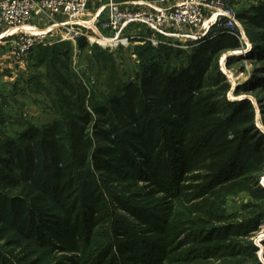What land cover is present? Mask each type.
<instances>
[{"label": "trees", "instance_id": "trees-1", "mask_svg": "<svg viewBox=\"0 0 264 264\" xmlns=\"http://www.w3.org/2000/svg\"><path fill=\"white\" fill-rule=\"evenodd\" d=\"M253 10V15L237 14L238 19L264 29V3ZM254 37L255 56H264V31ZM193 43L188 50L154 48L150 44L134 47L143 61L139 85L114 78L101 97L96 93L90 97L71 71L69 57L65 62L60 59L68 54L72 43L32 49L38 50L33 64L47 66L43 79L58 86L53 108L59 116L73 121L83 136V147L68 149L64 139L68 130L59 121L50 126L58 136L54 155L36 143L31 159L25 147L12 142L0 127V151L13 155H0V163L17 172L13 175L0 168V182L24 184L23 192L31 187L39 194L36 202L27 196L8 194L0 187V264L12 261L4 254L7 242L41 255L28 264H55L50 261L54 253H58V264H178L199 257L187 259L186 253H176L186 229L151 207H156L159 200L144 199L147 205L136 197L139 182L154 184L160 193L173 191L170 176L179 182L183 175L201 169V154L189 146V136L205 104L199 93L214 77L209 72L216 55L239 50L241 43L222 28L210 30ZM77 45L83 50L88 42L80 39ZM94 50L92 59L104 62V67L112 63L107 51ZM231 61L230 65L238 62ZM47 91L50 96L51 90ZM118 109L128 118L127 128L117 124ZM3 114L0 112V126L5 122ZM92 116H96L94 136L86 135L85 130ZM28 133L23 130L21 136L29 137ZM181 133L184 140L177 138ZM129 218L143 226L147 238L131 228ZM206 240L204 236L199 239Z\"/></svg>", "mask_w": 264, "mask_h": 264}, {"label": "rangeland", "instance_id": "rangeland-1", "mask_svg": "<svg viewBox=\"0 0 264 264\" xmlns=\"http://www.w3.org/2000/svg\"><path fill=\"white\" fill-rule=\"evenodd\" d=\"M225 1L240 17L244 13L253 15L254 7L264 3V0ZM241 23L246 43L241 44L239 50L216 55L215 66L209 72L214 77L199 93L205 104L201 108L202 117L195 122L189 136V146L201 154L200 171L183 175L179 182L170 176L173 191L160 193L150 182H139V190H136L141 203L147 204L144 199L159 200L156 207H151L176 219L186 229L178 241L176 253H186L187 259L199 257L178 264H264V56H255L254 43L257 38L254 35L261 34L264 29L244 21ZM56 36L48 38L46 45L60 43V33ZM70 43L73 47L60 59L65 62L69 57L71 71L83 82L90 97L94 93L103 96L109 91L110 80L118 77L133 86L139 85L143 61L135 48L108 51L88 43L81 50L77 42ZM97 48L107 51L112 58L107 67L104 62L91 58ZM37 51H31L21 62L14 61L15 65L9 69H0V112L5 115V122L0 127L12 142L25 147V153L31 159L36 143L44 152L54 155L58 136L51 132L50 126L59 121L68 130L64 137L68 149L83 147V136L76 131L73 121L59 116L51 104L56 99L58 86L53 87L43 79L46 64H33ZM231 60L238 62L230 65ZM47 88L51 90L50 96ZM247 110L249 113L246 114ZM92 118L85 130L86 135L94 136L96 116ZM116 121L122 128L129 126L128 118L119 109L116 110ZM23 130L29 131V137L21 136ZM32 130L41 133L33 134ZM184 137L183 133L177 136L182 140ZM0 155L13 156L7 150L0 151ZM0 168L13 175L17 173L1 163ZM23 186L0 182V187L8 194L27 196L39 202V194L31 187L23 192ZM211 188L213 190L208 192ZM128 221L140 237H148L143 226H137L131 218ZM203 236L208 237V241H199ZM4 252L12 259L10 264H28L41 256L35 255V250L29 252L8 242ZM50 261L58 264V253H54Z\"/></svg>", "mask_w": 264, "mask_h": 264}, {"label": "built area", "instance_id": "built-area-1", "mask_svg": "<svg viewBox=\"0 0 264 264\" xmlns=\"http://www.w3.org/2000/svg\"><path fill=\"white\" fill-rule=\"evenodd\" d=\"M105 1L89 17L90 0H0V26L14 36L13 59L23 61L33 48L57 38L56 33L60 42L85 39L108 51L145 44L188 50L190 42L217 28L241 44L247 41L236 11L225 0Z\"/></svg>", "mask_w": 264, "mask_h": 264}, {"label": "crops", "instance_id": "crops-1", "mask_svg": "<svg viewBox=\"0 0 264 264\" xmlns=\"http://www.w3.org/2000/svg\"><path fill=\"white\" fill-rule=\"evenodd\" d=\"M105 0H90L89 4V17H93L99 8H101ZM37 24H39L37 22ZM13 33L9 32L2 26H0V69L2 68H11L13 63H15L11 53H10V44L13 41Z\"/></svg>", "mask_w": 264, "mask_h": 264}]
</instances>
